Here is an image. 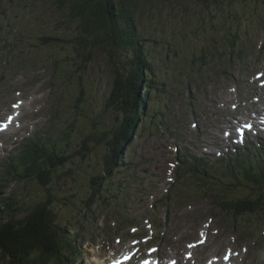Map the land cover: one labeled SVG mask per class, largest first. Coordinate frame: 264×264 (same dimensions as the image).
<instances>
[{
    "label": "rangeland",
    "instance_id": "1",
    "mask_svg": "<svg viewBox=\"0 0 264 264\" xmlns=\"http://www.w3.org/2000/svg\"><path fill=\"white\" fill-rule=\"evenodd\" d=\"M201 1L130 0L153 63L152 110H159L170 128L156 123L155 114L151 128L138 131L126 146L122 167L113 168L99 194L89 200L91 178L102 174L107 154L102 139L111 118L104 111L112 88L109 59L96 50L82 71L71 45H41L38 37L69 38L74 33L75 24L59 0H0V120L19 101L14 122L21 125L0 134V176L23 145L38 138L47 146L56 143L72 157L54 171L47 187L36 180L10 179L0 197L13 196L22 204L16 218L38 203L50 204L67 238L76 240L78 253L67 264H106L130 250L131 240L147 236L151 241L144 248L158 246L162 261L205 264L219 256L230 264H264V216L240 215L235 230L228 212L232 199L219 198L223 188L226 196L245 195L241 184H254L246 178L238 184L230 174L225 178L223 172L232 164L225 169L223 160L216 161L233 155L216 144L234 138L231 132L226 139L228 130L264 114V77H255L264 74V0H209L207 7ZM246 138L249 152L263 145L257 161L264 166V138ZM180 150L193 158L201 155L207 165L218 163L217 172L210 173L206 184L199 183L198 177L205 178L198 174L179 180L175 155ZM236 164L241 178L248 163ZM218 177L228 186L212 183ZM168 193L171 199L161 202ZM202 235L206 239L185 261L184 253Z\"/></svg>",
    "mask_w": 264,
    "mask_h": 264
},
{
    "label": "trees",
    "instance_id": "2",
    "mask_svg": "<svg viewBox=\"0 0 264 264\" xmlns=\"http://www.w3.org/2000/svg\"><path fill=\"white\" fill-rule=\"evenodd\" d=\"M64 1L59 0V4L63 5L68 12L67 17L70 23L75 24L74 33L69 38L38 37L41 45L52 42L71 45L77 57L81 58L76 66L82 71L87 60L93 59L92 53L101 50V54H105L109 59V68L112 72L110 78L112 88L104 104V111L111 116L105 126L107 129L102 139V145L107 148V154L102 174L91 178V186L94 188H91L92 192L88 199L92 200L99 194L101 184L111 177L112 169L120 168L123 164L126 146L130 144L138 131L143 132L148 126L150 129L155 114H158L159 110H152L156 102L151 100V90L155 82L154 70L153 63L147 59V53L144 51V45L137 30L134 3L132 4L130 0ZM208 1H201L204 7H207ZM173 55L177 54L173 52ZM81 77L82 75L79 76ZM157 85L163 88L165 83ZM147 116L150 119L144 126L145 122L142 124V121H145ZM163 121L164 119L158 114L156 123L163 126ZM167 129L165 127V130ZM95 138L93 134L91 140L95 141ZM49 143L47 146L36 142L33 147H28L23 155L12 159L9 166L12 171L0 178V193L3 192V185L8 184L10 179L13 181L36 180L44 188L50 185L54 171L64 167L72 157L64 154L56 143ZM29 152H35V155L29 158L27 157ZM245 152L248 153L225 162V169L231 164L232 169L227 173L223 172V175L226 178L227 174H230L229 178H233L238 184L243 178L250 179L254 185L250 187L241 184L244 188L242 193L245 195L237 193L236 196H226L223 194L225 191L223 188L222 197H219L223 201L232 199L233 207L228 208L230 210L228 212L233 215L236 230L238 216L250 215L251 212H259L264 216V166L263 162L257 161L261 155L249 154L252 151L249 152L247 148ZM178 156L185 162L180 152ZM237 160L248 163L245 168L247 173L241 178L236 176V174L242 175L237 171ZM190 164L192 165L190 168L180 166V170L183 175L203 176L205 181L202 177H198L200 184H206V181L211 179L210 176H213L206 170L195 171L194 167L198 164V160L190 161ZM256 174L259 177L253 178ZM178 178L181 180L183 176ZM214 181L222 184V187L228 186L222 178L218 177L212 183H216ZM209 194L211 195V192ZM166 197L169 199L170 195ZM207 198L212 200L211 196ZM21 205L13 196L0 197V264L69 263L72 256L77 253V244L76 241L73 244L74 242L67 238L50 204L38 203L27 215L16 218L15 214L21 211Z\"/></svg>",
    "mask_w": 264,
    "mask_h": 264
},
{
    "label": "bare ground",
    "instance_id": "3",
    "mask_svg": "<svg viewBox=\"0 0 264 264\" xmlns=\"http://www.w3.org/2000/svg\"><path fill=\"white\" fill-rule=\"evenodd\" d=\"M212 121V120H211ZM193 124H195V122H192ZM257 123V128H258V131L262 137V139L264 138V124L262 121L260 120H257L256 121ZM243 136L245 135V133L242 134ZM216 144H219L220 145V148H222L221 150H224L223 149V146L226 147L225 150H231L233 151V155H231L230 157L226 158V159H217L216 161L219 162V160H223L222 162H227V161H230L231 159H234L236 158L237 156H240V151L242 148H246L248 146L247 143L244 142L243 145L239 144V143H236L234 140H227L225 142V145H223L224 143L220 144V143H216ZM177 151V150H176ZM219 152L218 155L221 154V151L218 149ZM182 155H183V160L185 162H183L181 160V158L178 156V154H176V162H177V168H178V172L180 173H183L181 170H180V166H186L188 168H190L192 165L190 164V161L192 162H197V160L199 161L198 164H195V171H197L198 169H202V170H206V172H212L213 169L209 167V165L205 164L204 163V158L201 157V155L197 154L194 158L191 156V152L189 153L188 151L186 150H180L179 151ZM189 155V156H188ZM251 162V161H250ZM186 164V165H185ZM211 167L213 166V168L215 170H217L219 167H218V163L214 162L213 165H210ZM235 167V166H234ZM85 254V252H84ZM68 258V257H67ZM127 260H130L129 258ZM100 262V261H99Z\"/></svg>",
    "mask_w": 264,
    "mask_h": 264
},
{
    "label": "snow or ice",
    "instance_id": "4",
    "mask_svg": "<svg viewBox=\"0 0 264 264\" xmlns=\"http://www.w3.org/2000/svg\"><path fill=\"white\" fill-rule=\"evenodd\" d=\"M145 264H147V262H145Z\"/></svg>",
    "mask_w": 264,
    "mask_h": 264
}]
</instances>
